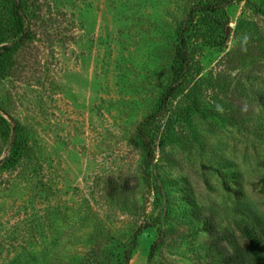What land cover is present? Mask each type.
<instances>
[{"label": "rangeland", "instance_id": "obj_1", "mask_svg": "<svg viewBox=\"0 0 264 264\" xmlns=\"http://www.w3.org/2000/svg\"><path fill=\"white\" fill-rule=\"evenodd\" d=\"M20 3L0 116L24 151L7 166L0 126V264H122L134 238L129 264H226L246 228L264 257V0Z\"/></svg>", "mask_w": 264, "mask_h": 264}, {"label": "trees", "instance_id": "obj_2", "mask_svg": "<svg viewBox=\"0 0 264 264\" xmlns=\"http://www.w3.org/2000/svg\"><path fill=\"white\" fill-rule=\"evenodd\" d=\"M12 16L15 22L16 33L14 38H11L3 43V46L0 47V75L6 72V65L9 62V56L12 53L13 48L20 43L23 39V36L27 32L25 17L23 14L22 4L20 0H15L12 8ZM186 33L183 32L182 37V45L178 51L177 55V70L175 74V85L170 90V94L179 92L180 89L186 84L188 81L189 75V66L190 60L188 56V51L186 48L185 41ZM0 126L2 130L3 137L8 140L10 144V154L7 160V166L11 163H15L16 160L20 158L24 151V141L22 138V129L20 125L17 123L12 126V124L8 123L5 118L0 116ZM117 192L114 191L109 194V197L113 200L117 196ZM207 226V227H206ZM205 229L208 230V225L206 224ZM251 231L249 228H246V233L249 237L252 238V241L249 242V246L245 247L239 255V252H235V255L232 258H227L225 260L226 264H232L240 256L246 258V262L248 264H264V257L262 256V243L258 241L257 238L252 237ZM137 247V240L134 238L132 241V246L129 249H126L124 252V260L122 264H129L131 261V257L133 252ZM127 248V247H126Z\"/></svg>", "mask_w": 264, "mask_h": 264}]
</instances>
